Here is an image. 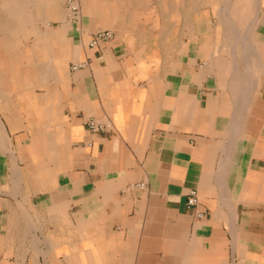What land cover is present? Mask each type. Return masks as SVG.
Here are the masks:
<instances>
[{"label": "crops", "instance_id": "crops-1", "mask_svg": "<svg viewBox=\"0 0 264 264\" xmlns=\"http://www.w3.org/2000/svg\"><path fill=\"white\" fill-rule=\"evenodd\" d=\"M79 2L0 0V264H264V0Z\"/></svg>", "mask_w": 264, "mask_h": 264}, {"label": "built area", "instance_id": "built-area-1", "mask_svg": "<svg viewBox=\"0 0 264 264\" xmlns=\"http://www.w3.org/2000/svg\"><path fill=\"white\" fill-rule=\"evenodd\" d=\"M68 17L71 20L78 21L81 17V10L78 1L76 0H66L65 4ZM113 37V32L108 29H98L92 35L91 38L87 41L88 46L90 47H99L100 43L110 40ZM88 64V61H79L71 65L72 70L82 68ZM87 128L94 133H108L113 131V125L109 120H99L95 118H90L86 122ZM143 187V184H141ZM187 207L194 206L197 207L198 196L195 189H190L187 193ZM195 214L197 217L203 215L201 210L196 209Z\"/></svg>", "mask_w": 264, "mask_h": 264}, {"label": "rangeland", "instance_id": "rangeland-1", "mask_svg": "<svg viewBox=\"0 0 264 264\" xmlns=\"http://www.w3.org/2000/svg\"><path fill=\"white\" fill-rule=\"evenodd\" d=\"M76 1H78L79 5H80V2H79V0H76ZM226 1H228V0H226ZM65 4H66V0H65ZM80 10H81V8H80ZM66 11H67V10H66Z\"/></svg>", "mask_w": 264, "mask_h": 264}]
</instances>
